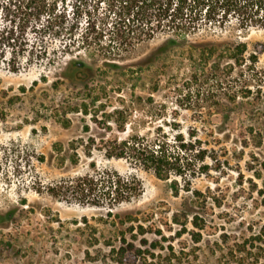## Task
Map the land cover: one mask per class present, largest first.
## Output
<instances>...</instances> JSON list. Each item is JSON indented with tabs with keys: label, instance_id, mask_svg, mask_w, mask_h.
Here are the masks:
<instances>
[{
	"label": "rangeland",
	"instance_id": "rangeland-1",
	"mask_svg": "<svg viewBox=\"0 0 264 264\" xmlns=\"http://www.w3.org/2000/svg\"><path fill=\"white\" fill-rule=\"evenodd\" d=\"M190 40L244 42L246 64L222 55L212 66L188 48L157 54L158 37L119 68L80 53L91 64L82 82L69 56L50 65L38 42L17 57L0 42V264H264V29ZM159 128L206 149L208 168L187 188L104 155L115 138ZM101 171L135 178L139 196L78 202V179Z\"/></svg>",
	"mask_w": 264,
	"mask_h": 264
},
{
	"label": "trees",
	"instance_id": "trees-1",
	"mask_svg": "<svg viewBox=\"0 0 264 264\" xmlns=\"http://www.w3.org/2000/svg\"><path fill=\"white\" fill-rule=\"evenodd\" d=\"M0 10V42L12 56L33 55L38 42L36 56L50 65L69 56L66 69L82 82L91 64L80 53L103 57L105 68H119L124 55L158 37L157 54L188 48L212 66L218 60L211 58L222 55L232 60L228 67L241 66L246 64L244 42L219 46L193 42L191 36L213 29H264V0H0ZM247 59L249 67L256 65L255 54ZM190 136L194 139L185 140L181 133L169 135L161 128L152 135L131 134L111 140L104 155L152 170L159 178L182 176L187 188L191 177L208 168L206 149ZM173 187L178 189L177 184ZM74 192L78 202L116 206L138 197L140 184L116 171H101L79 178Z\"/></svg>",
	"mask_w": 264,
	"mask_h": 264
}]
</instances>
